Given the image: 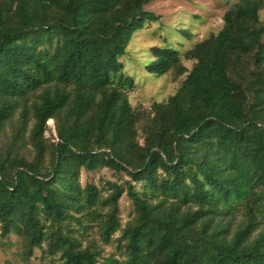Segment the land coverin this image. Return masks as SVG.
<instances>
[{
  "label": "trees",
  "instance_id": "trees-1",
  "mask_svg": "<svg viewBox=\"0 0 264 264\" xmlns=\"http://www.w3.org/2000/svg\"><path fill=\"white\" fill-rule=\"evenodd\" d=\"M151 1L0 0V135L19 112L23 129L34 119L36 150L32 160L0 152L1 234L60 264H264V0L236 1L223 28L185 53L191 69L178 49L152 48L150 73L187 75L154 103L140 143L135 79L121 58L159 19ZM101 167L126 171V188L104 199L82 184L83 169ZM124 193L135 210L125 227ZM243 207L230 236L226 219ZM91 221L105 242L120 232L124 260L100 262L99 247L84 244Z\"/></svg>",
  "mask_w": 264,
  "mask_h": 264
},
{
  "label": "rangeland",
  "instance_id": "rangeland-1",
  "mask_svg": "<svg viewBox=\"0 0 264 264\" xmlns=\"http://www.w3.org/2000/svg\"><path fill=\"white\" fill-rule=\"evenodd\" d=\"M238 0H153L145 5V9L159 16V19L137 31L124 56L125 71L135 79V86L128 92L129 100L135 110L140 114L139 141L144 142L143 125L153 116L154 103H165L169 97L177 92L186 78L187 73L178 74L170 70L166 74L156 75L150 73L146 65L154 55V46H172L181 53L182 62L191 69L194 60L187 59L185 53L202 40L217 34L224 26V15ZM261 19L264 22V8L261 10ZM264 40V38H263ZM243 69V68H242ZM246 75L248 69L244 68ZM236 75V74H235ZM243 79L244 77H239ZM34 119L30 118L27 129H23L20 113L7 124L0 135V152L12 155L21 153L28 159H34L36 150L31 140V129ZM45 131L48 151L46 162L50 158L53 143L58 140L57 125L54 118L48 121ZM131 178L124 170L119 172L108 167H101L93 171L83 169L81 182L96 184L107 198L113 191V185L119 184L126 188V182ZM141 188V185H137ZM119 217L125 227L135 216L131 199L126 193L119 199ZM102 211H108V206H101ZM246 219V209L243 207L234 215L228 217L226 222L231 225L230 236ZM101 221H91L89 232L83 236L84 244L94 242L101 250L100 262L105 257L114 256L120 260L125 259L124 244L120 242V232H117L110 242H105L100 235ZM257 230L253 236L257 235ZM10 264H60L58 257L44 254L42 249L35 248L31 254L25 249L21 236L11 233L3 237L0 229V263Z\"/></svg>",
  "mask_w": 264,
  "mask_h": 264
}]
</instances>
